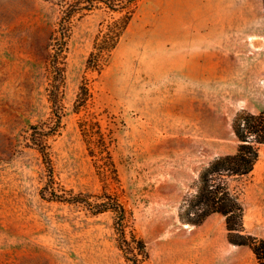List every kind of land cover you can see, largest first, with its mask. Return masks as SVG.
<instances>
[{
    "label": "rangeland",
    "instance_id": "374dc122",
    "mask_svg": "<svg viewBox=\"0 0 264 264\" xmlns=\"http://www.w3.org/2000/svg\"><path fill=\"white\" fill-rule=\"evenodd\" d=\"M59 1L0 0V264H126L113 214L42 198L47 171L26 145L29 127L51 114L47 66ZM118 16L97 7L74 20L61 128L50 142L55 182L75 194L118 195L151 264H258L249 248L228 241L221 215L192 225L179 214L201 169L236 150L235 113L264 107L262 0H139L110 55L88 69L101 25ZM83 84L87 100L75 109ZM82 120L106 135L117 179L98 173ZM230 187L246 232L264 239V147ZM179 231L196 237L190 254L172 245Z\"/></svg>",
    "mask_w": 264,
    "mask_h": 264
},
{
    "label": "trees",
    "instance_id": "16d2710c",
    "mask_svg": "<svg viewBox=\"0 0 264 264\" xmlns=\"http://www.w3.org/2000/svg\"><path fill=\"white\" fill-rule=\"evenodd\" d=\"M139 0H60V17L51 38L52 53L47 66V99L51 105L50 116L29 127L27 147L38 152L46 168L48 180L41 189L42 198L84 207L91 214L111 212L117 249L126 264H151L146 242L132 227V211L127 209L118 195L103 191L86 195L73 193L57 184L53 177L50 142L59 134L63 105L61 102L64 83V56L74 24L97 7L118 14L101 25L94 38L86 67L98 70L102 62L117 45L122 33L133 17ZM263 11H264V0ZM85 84L79 87L75 109L87 100ZM78 128L90 158L98 173L106 178H116V168L109 151V141L92 120L78 122ZM231 129L237 142L233 153L220 155L204 166L198 176L195 191L184 199L180 207V219L188 224L199 225L213 214L224 218L228 241L236 246H246L258 264H264V239L246 232L244 208L238 194L231 189V180L248 176L254 169L260 150L264 147V107L257 112L240 110L231 119Z\"/></svg>",
    "mask_w": 264,
    "mask_h": 264
},
{
    "label": "bare ground",
    "instance_id": "6f19581e",
    "mask_svg": "<svg viewBox=\"0 0 264 264\" xmlns=\"http://www.w3.org/2000/svg\"><path fill=\"white\" fill-rule=\"evenodd\" d=\"M185 228L191 230L193 227H188L187 225H184ZM177 235H181V239L178 237H175L172 239V245L174 246L176 251H179L183 254H190V247L189 245L194 241L196 237H193L191 235L183 234L182 232H178ZM180 239V240H179Z\"/></svg>",
    "mask_w": 264,
    "mask_h": 264
}]
</instances>
